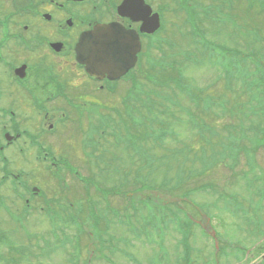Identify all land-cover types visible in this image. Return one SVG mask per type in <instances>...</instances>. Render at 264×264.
I'll list each match as a JSON object with an SVG mask.
<instances>
[{"label":"rangeland","instance_id":"obj_1","mask_svg":"<svg viewBox=\"0 0 264 264\" xmlns=\"http://www.w3.org/2000/svg\"><path fill=\"white\" fill-rule=\"evenodd\" d=\"M176 1L168 0L166 12L163 13L162 32L149 45L144 43L145 49H151L153 71L146 63H141L140 67L149 69L163 83V88H157L159 86L156 83L150 84V89L147 87V90L153 93H140V113L144 114V123H147L148 118V123L155 121L152 131L162 124L178 134L179 140L169 136L161 141L153 137L142 139L144 142L141 145L145 148L141 147L143 152L150 154L142 160L122 144L127 138L124 129H121L116 138L101 139L103 143L100 152L104 148L115 152L114 147L118 141L116 154L122 156V160L105 168L106 170L94 166L92 163H95V159L88 158V172H85L81 167L84 156L80 151L78 156L68 160V163L71 160L77 168L84 171L82 173L87 183L89 178L93 189L94 186L96 190L97 187L106 190L113 187L127 189V194L143 196L141 199H145L142 202H137V199L129 201L118 194L109 195L106 192L102 196L92 189L90 196L96 203L92 207L99 211L97 220L88 218L86 224L84 221L77 228L72 222L65 225L59 220L62 231L56 233L51 232V221L45 216L42 220L38 218V206L32 211V216L24 218L26 220H10L0 213V231L4 240L0 241V264H264V256L259 254L264 252V243L258 244L264 227L260 213L257 212L260 205L255 200L253 180L249 173L244 172L245 156L240 152L239 163L229 171V160L218 153L219 141L228 143L227 133L232 131V126L246 125L251 133L256 130L251 129V125L256 126L264 120L261 116L263 110L252 107L255 101L244 97L246 94L242 93L240 83L237 82L247 80L251 75L258 79L259 76H264V0L262 5L259 4L260 0H253L251 4L247 0H187L191 8L177 6ZM187 19L195 23L191 25L205 33L209 41L207 44H214L210 50L202 51L198 45L192 44V28L190 24L186 25ZM219 47L224 50L221 56H217L219 52H223ZM232 52L243 59L233 62L230 57ZM184 53H188L187 58L190 55V60L184 58ZM218 59L227 70H233L230 65L236 64L234 73L238 78L233 80V83L236 81L234 92H227ZM170 63H174L175 67H162ZM169 76L172 79L166 85ZM177 80L179 84L181 82L197 89L196 101L201 104L193 105L183 91L174 87ZM142 83L144 86V82ZM257 85L262 86L259 82ZM123 93L121 90L113 96L108 95L103 101L106 105L115 104L121 115L124 104L115 102ZM165 93L170 96L171 102L161 101L159 95L164 97ZM221 101L229 109L220 110ZM202 103L210 106L204 107ZM176 104L183 110L187 108L188 113ZM106 111L100 110L101 113ZM111 114V119H114L111 122L116 123L119 113ZM151 117H155V120L152 121ZM202 122L204 138L199 136L198 128ZM140 134L141 130L137 133L139 139ZM160 142L162 144H158ZM226 148L228 152L232 149L230 145ZM125 150L130 158L122 155ZM234 151L235 149L233 154ZM109 158L110 155H107V160ZM107 160L100 162L99 166L102 167ZM259 160L261 162L262 159ZM128 165L132 168H128ZM134 168H140L142 174H138L141 178L137 177ZM202 169L207 170L200 172ZM38 174L39 172L31 173V183H39L48 193L47 196L56 195L60 190L55 191L57 182L47 173ZM181 177L190 179L179 187L177 182H180ZM64 180L61 183L66 184L62 185H69L74 191L64 197L72 199L73 208L79 214L77 217L86 219L87 214L82 213V210L88 203L87 192L75 179L66 177ZM188 186L192 190L190 194ZM63 201L68 204V201ZM153 205L154 209L158 207L157 210L152 208ZM165 205L182 209L181 213L177 211V215L184 216V226L190 228L189 231H183L182 235L177 230L176 220H172L167 226L166 220L171 218L167 216V210H163ZM60 209L61 212H66L70 208L68 205H61ZM112 210L118 211L117 217L112 215ZM105 211L111 221V228L105 233L107 235L98 237L103 225L101 216ZM172 211L175 215L176 211ZM153 215L155 230L151 227ZM190 217L192 222H189ZM146 229L150 230V236L145 235ZM155 231H160L162 237ZM61 232L70 238L64 240L61 237V243L65 241L75 244L81 253H73L70 245H66L69 248L65 249L55 242V237H59ZM46 239L47 244L44 243ZM98 239L106 242L105 245H99ZM115 239L119 245L118 251L113 244ZM214 239L219 248L217 253ZM256 244L262 247L254 248ZM8 245L13 250H9ZM101 250L104 258L99 256Z\"/></svg>","mask_w":264,"mask_h":264},{"label":"flooded vegetation","instance_id":"obj_2","mask_svg":"<svg viewBox=\"0 0 264 264\" xmlns=\"http://www.w3.org/2000/svg\"><path fill=\"white\" fill-rule=\"evenodd\" d=\"M119 6L130 14L118 15ZM167 6L168 0H0V200L10 210L8 217L32 216L37 206L39 217L47 216L45 205L51 219L62 217L61 201L74 191L61 180L88 172V155L99 153L93 147L123 129L124 109L137 108L140 93L150 88L146 77L154 75L153 62L144 43L149 45L157 31L140 32V26L154 13L161 24ZM98 24L124 31L115 41L101 38L113 60L109 73L98 72L88 60V34ZM115 47L120 52H113ZM121 90L115 103L124 104L122 115L115 104L103 102ZM116 112L119 120L112 123L110 114ZM105 127L106 135L96 134ZM79 151L83 170L68 163ZM261 157L264 205V150ZM33 172L47 173L59 192L47 196L39 183H31Z\"/></svg>","mask_w":264,"mask_h":264},{"label":"water","instance_id":"obj_3","mask_svg":"<svg viewBox=\"0 0 264 264\" xmlns=\"http://www.w3.org/2000/svg\"><path fill=\"white\" fill-rule=\"evenodd\" d=\"M110 32H113L112 30H110V28H105V26H99L95 30V32L90 34L91 38L89 39V43H90L91 48H90L89 52L92 53V56L88 60H89V62H93L95 64V68L100 69V71L101 70H107L110 72V70L112 68V67L107 68L106 66H104V64L102 65L100 62L101 57H108L109 56L107 53V50H106V48L109 49V47L104 46L105 42H102L101 38L104 35L107 39L111 40L108 37L109 35H111ZM116 34L118 36L120 35L118 32H116ZM115 37H117V36H115ZM118 40L121 42V45H124L126 42L125 36H122V38H118Z\"/></svg>","mask_w":264,"mask_h":264},{"label":"trees","instance_id":"obj_4","mask_svg":"<svg viewBox=\"0 0 264 264\" xmlns=\"http://www.w3.org/2000/svg\"><path fill=\"white\" fill-rule=\"evenodd\" d=\"M229 86H232V82L230 83V85ZM164 93V92H163ZM163 93H160V94H163ZM190 94V96H193V97H196V95L197 94H195V93H189ZM144 96V95H143ZM160 96V99H161V101H163V99L166 97V93H165V96L163 97V96H161V95H159ZM190 101H193V99H191V97H190ZM161 103V102H160ZM225 106V104H223V107ZM143 119H144V115H143ZM141 127H142V129H141V131L143 132V133H148L147 131H145V130H147L148 129V125L146 124V123H142V125H141ZM163 129V128H162ZM157 135H160V134H157ZM189 179L190 178H187V179H184V178H180V182H177V186H183V184H185V182H189ZM183 218L181 217V218H179V219H176L178 222H182V221H184V220H182Z\"/></svg>","mask_w":264,"mask_h":264},{"label":"bare ground","instance_id":"obj_5","mask_svg":"<svg viewBox=\"0 0 264 264\" xmlns=\"http://www.w3.org/2000/svg\"><path fill=\"white\" fill-rule=\"evenodd\" d=\"M112 61L113 60H112V56L111 55H109L108 57H101L100 58L101 64L102 65L104 64V66H106L107 68L111 67Z\"/></svg>","mask_w":264,"mask_h":264}]
</instances>
